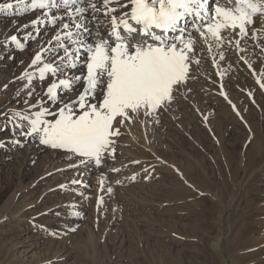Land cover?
Returning <instances> with one entry per match:
<instances>
[{"label": "rangeland", "instance_id": "1", "mask_svg": "<svg viewBox=\"0 0 264 264\" xmlns=\"http://www.w3.org/2000/svg\"><path fill=\"white\" fill-rule=\"evenodd\" d=\"M4 3L13 8L0 11V113L26 108L16 78L59 27L37 35L31 21L44 10ZM254 19L264 44V17ZM29 32L36 38L25 42ZM194 37V79L166 110L116 125L115 152L90 173L94 188L73 183L84 158L36 136L27 153L28 139L12 144L14 130L0 117V264H264V52L251 29L240 55L232 34L223 61ZM51 82L34 81L29 103Z\"/></svg>", "mask_w": 264, "mask_h": 264}, {"label": "snow or ice", "instance_id": "2", "mask_svg": "<svg viewBox=\"0 0 264 264\" xmlns=\"http://www.w3.org/2000/svg\"><path fill=\"white\" fill-rule=\"evenodd\" d=\"M16 3H27L22 9L25 12L44 10L31 21L37 35L40 27H59L16 78L23 82L16 95L25 93L26 108L0 113V117L14 130L11 143L15 146L24 147L29 137L36 136L41 145L84 158L81 163L93 160L99 164L106 152L112 155L113 138L120 135L117 124L122 126L126 121L131 123L133 116L151 117L166 110L187 81L194 79L190 65L201 63L194 33L199 34L208 53L220 61L226 56L223 46L233 44L232 34L238 37L234 40L237 55L246 50L250 29L253 46L264 52V44L257 43L260 29L252 27L255 17H264V0ZM12 8V3L0 4V11ZM34 38L29 32L23 39ZM9 39L17 49L26 46L16 35ZM240 59L255 74L251 60L242 55ZM213 66H218L215 59ZM49 77L52 82L46 88L41 85L39 98L30 104L28 98L37 92L34 81ZM220 94L224 95L223 86ZM107 191L111 193L112 189ZM97 202L102 200L98 198Z\"/></svg>", "mask_w": 264, "mask_h": 264}, {"label": "bare ground", "instance_id": "3", "mask_svg": "<svg viewBox=\"0 0 264 264\" xmlns=\"http://www.w3.org/2000/svg\"><path fill=\"white\" fill-rule=\"evenodd\" d=\"M113 7H115V5H113ZM193 35H196V33H194ZM33 137H29L27 142V153H31V154H34V150L32 149L34 147L33 145ZM31 146V147H30ZM30 156V155H29ZM32 156V155H31ZM33 157V156H32ZM28 158V157H27ZM1 162H5V160H2ZM96 164L94 163L93 160H88L87 162H84V163H81V160L78 161L77 163V166H78V171L81 173V177H76L75 180L79 181L78 184L82 185L85 187V189H89V188H94L95 185H96V175H91L90 173L93 171V167L95 166ZM98 183V182H97Z\"/></svg>", "mask_w": 264, "mask_h": 264}]
</instances>
